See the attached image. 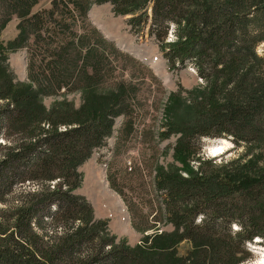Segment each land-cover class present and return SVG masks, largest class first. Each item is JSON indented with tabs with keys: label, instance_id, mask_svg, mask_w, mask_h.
Returning a JSON list of instances; mask_svg holds the SVG:
<instances>
[{
	"label": "trees",
	"instance_id": "16d2710c",
	"mask_svg": "<svg viewBox=\"0 0 264 264\" xmlns=\"http://www.w3.org/2000/svg\"><path fill=\"white\" fill-rule=\"evenodd\" d=\"M41 1L0 0V264L250 262L264 248V0H52L34 11ZM93 4H109L131 32L155 41L169 70L202 82L170 96L174 114L159 140L176 138L182 168L156 166L150 222L132 220L147 233L136 247L118 242L76 193L80 167L117 121L122 132L136 125L140 87L125 64L143 66L92 24ZM15 18L17 34L5 42ZM19 51L25 82L8 63ZM62 93H80V105H44ZM228 138L242 154L220 163L202 155L203 142ZM184 242L191 249L180 255Z\"/></svg>",
	"mask_w": 264,
	"mask_h": 264
},
{
	"label": "rangeland",
	"instance_id": "374dc122",
	"mask_svg": "<svg viewBox=\"0 0 264 264\" xmlns=\"http://www.w3.org/2000/svg\"><path fill=\"white\" fill-rule=\"evenodd\" d=\"M51 1L42 0L34 11L49 8ZM89 16L92 24L108 40L132 55L143 66L141 68L125 64L128 78L140 87L138 98L135 100L138 111L136 125L122 132L124 120L117 121V131L107 145L94 151L91 158L80 167L83 182L76 193L85 197L91 204L96 219L108 221V231L118 242H123L128 247H136L147 233L137 231L132 225V220H137L142 226L150 222L148 208L150 200L155 198L152 183L156 166L176 164L182 168L174 159L171 148L176 138L171 136L163 142L159 140V134L164 130L163 124L174 114L171 107L176 100H171L170 96L180 88L192 91L202 85V82L189 69L177 72L169 70L157 43L147 35L138 36L131 32L126 23L127 18L116 16L109 4H93ZM18 23L15 18L7 24L1 32L3 41L7 42L15 37ZM8 63L16 81L25 82V53L19 51L11 54ZM81 99L80 93H62L59 97L45 98L43 103L47 108L62 101L79 106ZM186 106H189L187 99L179 102L180 114L185 113ZM218 144H221V141L203 142L202 155L220 163L222 160L233 159L244 151L228 138L226 150L215 156L210 149ZM108 177L114 180L117 190L122 192L124 198L110 188ZM97 197H100L99 202ZM163 229L171 230V227L165 226ZM254 248L253 259L247 264H261L259 259L264 254L258 251L259 246ZM190 249V244L184 242L179 246L178 252L180 255H186Z\"/></svg>",
	"mask_w": 264,
	"mask_h": 264
},
{
	"label": "bare ground",
	"instance_id": "6f19581e",
	"mask_svg": "<svg viewBox=\"0 0 264 264\" xmlns=\"http://www.w3.org/2000/svg\"><path fill=\"white\" fill-rule=\"evenodd\" d=\"M226 141H222L221 144H218L216 147H213L210 149V151L213 153V155H220L222 152H224L226 150ZM209 148V147H208ZM97 200L99 202L100 197H97ZM259 263L263 264L264 263V256L262 258L259 259Z\"/></svg>",
	"mask_w": 264,
	"mask_h": 264
},
{
	"label": "water",
	"instance_id": "95a60500",
	"mask_svg": "<svg viewBox=\"0 0 264 264\" xmlns=\"http://www.w3.org/2000/svg\"><path fill=\"white\" fill-rule=\"evenodd\" d=\"M258 251H259L261 254H262V253L264 254V249L260 248Z\"/></svg>",
	"mask_w": 264,
	"mask_h": 264
}]
</instances>
